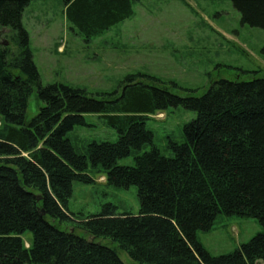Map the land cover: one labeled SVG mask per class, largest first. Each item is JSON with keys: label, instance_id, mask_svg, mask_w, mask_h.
<instances>
[{"label": "trees", "instance_id": "1", "mask_svg": "<svg viewBox=\"0 0 264 264\" xmlns=\"http://www.w3.org/2000/svg\"><path fill=\"white\" fill-rule=\"evenodd\" d=\"M32 1L40 0H0V264H124L100 240L117 244L137 264L264 262V232L222 256L198 240L221 214L255 219L264 229V78L220 80L202 97L186 98L144 74L128 76L121 93L100 96L42 86L23 26ZM57 1L72 30L90 42L133 17L136 0ZM231 2L244 25L264 30V0ZM35 90L44 106L27 122ZM178 107L196 118L185 125L183 142L169 139L173 157H165L146 123ZM86 114L104 117L118 141L93 142L78 153L67 134L87 125ZM134 153L133 166L118 165ZM90 168L109 186L136 187L139 214H120L113 204L86 218L71 212L73 184L95 182Z\"/></svg>", "mask_w": 264, "mask_h": 264}, {"label": "rangeland", "instance_id": "2", "mask_svg": "<svg viewBox=\"0 0 264 264\" xmlns=\"http://www.w3.org/2000/svg\"><path fill=\"white\" fill-rule=\"evenodd\" d=\"M64 9L61 1H32L23 16L42 86L62 84L100 96L117 90L121 93L119 87L128 76L144 74L162 81L172 94L186 98L202 97L220 80L264 78V30L244 25L231 0H136L133 17L90 42L72 30ZM4 33V42L10 46L8 30ZM36 91L28 102L27 122L44 106ZM195 118V112L183 107L149 116L147 128L162 155L173 157L169 139L183 142L184 127ZM85 120L87 125L76 126L67 134L78 153L86 154L93 142L118 141L116 130L104 117L86 114ZM149 150L147 146L141 153ZM134 158L135 153L118 165L133 166ZM89 173L95 179L93 184H73L71 212L86 218L113 204L120 214H139L136 187H112L97 171L90 168ZM54 224L61 230L73 227ZM262 232L255 219L221 214L210 232L198 233V240L211 255L222 256ZM77 234L87 237L81 230ZM24 237L32 240L31 233ZM100 243L117 250L124 264H137L112 241Z\"/></svg>", "mask_w": 264, "mask_h": 264}, {"label": "water", "instance_id": "3", "mask_svg": "<svg viewBox=\"0 0 264 264\" xmlns=\"http://www.w3.org/2000/svg\"><path fill=\"white\" fill-rule=\"evenodd\" d=\"M42 215H45V213H44V212H42Z\"/></svg>", "mask_w": 264, "mask_h": 264}]
</instances>
